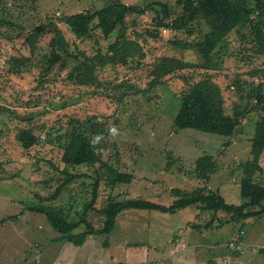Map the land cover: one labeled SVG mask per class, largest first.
Listing matches in <instances>:
<instances>
[{"label":"rangeland","instance_id":"374dc122","mask_svg":"<svg viewBox=\"0 0 264 264\" xmlns=\"http://www.w3.org/2000/svg\"><path fill=\"white\" fill-rule=\"evenodd\" d=\"M123 1L143 7L156 1L176 6L178 0ZM25 2L23 10H11L9 17L14 25L0 28V221L18 217L0 226V264H209L212 258L236 264L238 256L235 258V253L230 252L229 244L241 231L246 234L242 255L237 258L239 264H264V215L230 221L224 211L215 214L196 206L173 214L124 211L110 235L90 237L81 247L54 240L60 234L47 217L28 207L53 205L77 219L76 212H82L85 202L91 200L97 177L102 179L98 208L107 206L110 195L120 200L144 199L170 206L176 200L173 189L192 192L206 186L195 170L197 159L207 154L215 156L218 165L209 189L221 194L229 204L241 205L244 165L251 158V132L259 113L250 109L234 137L194 129L176 130L178 97L205 79V72L196 68L184 70L151 87L153 70L162 57L195 65L203 59L195 50H181L172 44L193 41L197 34L188 37L184 32L159 30L158 39L150 38L148 33L156 29L153 11L128 19L127 35L135 39L134 32L141 34L138 41L143 45V59L138 51L126 65L97 68V83L93 86H80L69 80V67L60 71L57 65L47 74V55L55 34L44 32L35 52L27 41L41 25L59 23L68 43L74 46L77 42L88 58L97 55L96 38L104 49L114 42L117 33L104 40L97 32L94 40L80 42L60 21L63 15L100 9L105 0ZM229 41L232 44L217 59L220 67L208 74L214 75L223 91L226 110L232 113L234 101H239L235 81L249 84L258 78L263 80L261 75L253 77L251 73L264 71V55L255 54L250 39L240 41L235 32ZM12 58L26 61L25 65L11 62V66ZM28 58L31 60H25ZM89 119L101 121L108 129L106 135L95 137L103 160L120 172L131 174L132 183L112 189L108 175L99 168L97 172L85 166L70 168L72 174L84 175L64 188L57 199L47 200L67 178L62 174L66 168L62 156L66 134L76 125L71 122ZM25 130L32 131L39 140L29 150L19 141ZM261 164L264 168V153ZM91 219L97 227L104 226L103 218L93 214ZM212 221L213 226L205 228ZM193 224L201 228H194Z\"/></svg>","mask_w":264,"mask_h":264},{"label":"trees","instance_id":"16d2710c","mask_svg":"<svg viewBox=\"0 0 264 264\" xmlns=\"http://www.w3.org/2000/svg\"><path fill=\"white\" fill-rule=\"evenodd\" d=\"M25 1L0 0V28L14 25L9 17L11 10L14 7L16 10H23L27 6ZM151 11L155 13L152 21L156 29L148 33L150 38L158 39L160 31L163 30L184 32L188 37H194L197 34L193 41H174L172 44L173 47L181 50H195L203 59L201 64L195 65L174 57H162L153 70L151 87L162 84L166 77L184 70L196 68L205 72V79L195 83L178 97V109L174 116L176 130L194 129L224 137H234L241 130L240 126L250 109L259 113V119L254 123V130L251 132L253 134L251 158L244 165L245 177L241 182V197L244 202L238 206L229 204L221 194L209 189L208 183L218 171L215 156L209 154L197 159L195 170L197 178L206 186L192 192L173 189L172 194L176 200L170 206L144 199L120 200L119 197L110 195L107 206L98 208L102 179L97 177L93 184L91 200L85 202L82 212H76L77 219H72L70 213L53 205L41 204L27 208L31 212L47 217L52 228L60 234L59 238L54 239L56 242H68L81 247L90 237L108 236L115 230L117 218L124 211L129 210L173 214L196 206L205 212L215 214L224 211L230 216V221H247L264 215V168L261 164L264 153V79L258 78L255 82L249 83L250 86L245 81L237 79L235 84L238 88L239 101H234L233 111L228 113L221 87L215 82L214 75L208 74L209 71H217L220 67L217 59L232 44L229 38L234 32L240 41L245 42L244 40L250 39V43L255 46V54L264 55V0H178L176 6L168 2L156 1L143 7L127 4L123 0H105L104 6L100 9L94 11L85 9L63 15L60 21L71 30L77 41L81 42L87 38L94 40L97 32L103 36L104 40H108L117 33L114 42L104 49L99 38H96L94 43L97 46L95 51L97 55L89 58L85 53H81L77 42L74 46L68 43L59 23L55 21L36 28L28 36L27 41L35 52L42 34L46 31V33H54L50 43V53L47 55L46 73L51 72L57 65L60 71L69 67L72 68L69 80L80 86H93L97 83V68L126 65L135 58L138 51L141 52V59L145 57L144 50L142 51L143 45L138 41L141 34L134 32L136 38L131 39L127 35V24L130 17L145 16ZM251 51L253 52L252 49ZM11 62L13 64L19 62V66H23L26 61L20 62L12 58ZM12 63L11 66H13ZM10 72L12 73L11 69ZM251 75L264 77V71L258 69ZM71 124L74 126L66 134L67 141L64 143L62 156V162L66 167L62 174L67 175V178L47 200L57 199L64 188L84 175L72 174L70 168L85 166L96 172L99 168L108 175L107 180L112 189L121 184L132 183L131 174L120 172L118 168L102 158L101 148L97 145L95 137L108 133L104 123L89 119L84 122H71ZM19 141L26 150L39 144L38 138L28 130L19 135ZM93 214L104 219L103 227L96 226L91 219ZM15 218L18 217L11 216L3 219L0 221V226ZM210 226H213V221L208 222L205 228ZM193 227L201 228L195 224ZM81 229L83 231L79 232ZM241 238L244 240L243 237ZM229 250L235 253V256L241 254L238 250ZM224 262L227 263V261L219 263L211 260L209 264H225Z\"/></svg>","mask_w":264,"mask_h":264},{"label":"built area","instance_id":"2783aa9c","mask_svg":"<svg viewBox=\"0 0 264 264\" xmlns=\"http://www.w3.org/2000/svg\"><path fill=\"white\" fill-rule=\"evenodd\" d=\"M243 234L238 235L236 238L233 239V242H231L229 245L230 249H232V250H241L242 249L244 243H243L241 237L243 236Z\"/></svg>","mask_w":264,"mask_h":264},{"label":"crops","instance_id":"0c3cea01","mask_svg":"<svg viewBox=\"0 0 264 264\" xmlns=\"http://www.w3.org/2000/svg\"><path fill=\"white\" fill-rule=\"evenodd\" d=\"M183 246H186V245H183ZM183 246H180V247L182 248ZM180 247H179V248H180ZM241 255H242V254H240L238 257H240ZM236 257H237V256H235V258H236ZM238 257H237V258H238ZM237 258L235 259L234 262H235L236 264H239V262H241V261H240L239 259H237ZM212 259H213L214 261H217V262H222V261H223L222 259H221V260L219 259L220 261L217 260V259H215V258H212ZM165 263H166V262H165ZM243 263H244V262H243Z\"/></svg>","mask_w":264,"mask_h":264},{"label":"clouds","instance_id":"9594fccd","mask_svg":"<svg viewBox=\"0 0 264 264\" xmlns=\"http://www.w3.org/2000/svg\"><path fill=\"white\" fill-rule=\"evenodd\" d=\"M243 233H244V234H243ZM241 234H243V236H242V237H243V238H245V234H246V233H245L244 231H241ZM241 234H239V235H241ZM244 240H245V239H244ZM244 240H242V241H243V243H244ZM238 251H240V250H238ZM240 252H241V251H240ZM219 263H222V262H219Z\"/></svg>","mask_w":264,"mask_h":264},{"label":"bare ground","instance_id":"6f19581e","mask_svg":"<svg viewBox=\"0 0 264 264\" xmlns=\"http://www.w3.org/2000/svg\"><path fill=\"white\" fill-rule=\"evenodd\" d=\"M230 245V244H229Z\"/></svg>","mask_w":264,"mask_h":264}]
</instances>
